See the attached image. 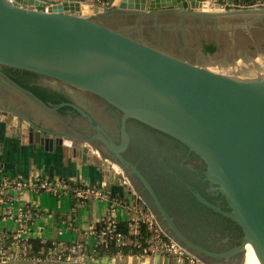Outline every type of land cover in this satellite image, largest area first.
<instances>
[{
  "label": "water",
  "instance_id": "water-1",
  "mask_svg": "<svg viewBox=\"0 0 264 264\" xmlns=\"http://www.w3.org/2000/svg\"><path fill=\"white\" fill-rule=\"evenodd\" d=\"M83 3L0 0V65L84 91L98 106L96 115L74 102L49 106L0 73L45 108L78 112L85 123L77 138L104 152L128 180L131 197L204 264H238L251 247L264 264V71L242 76L192 63L96 21L91 15L104 8L88 4L84 14ZM111 4L143 12L264 16L261 7L225 8L208 0ZM15 117L13 132L23 134L27 125L31 141L53 146V138L36 140L39 127L34 133L31 122L18 126Z\"/></svg>",
  "mask_w": 264,
  "mask_h": 264
},
{
  "label": "crops",
  "instance_id": "crops-1",
  "mask_svg": "<svg viewBox=\"0 0 264 264\" xmlns=\"http://www.w3.org/2000/svg\"><path fill=\"white\" fill-rule=\"evenodd\" d=\"M61 2L63 0H51ZM99 0H84L82 13L87 14L88 4H98ZM82 3V2H81ZM42 9L43 6H37ZM136 11V10H123ZM168 12L172 10H161ZM243 17L247 15L224 16ZM223 17V16H222ZM238 24H246L237 22ZM239 25V26H240ZM211 45V44H209ZM207 45V46H209ZM216 50V49H215ZM45 83V82H44ZM54 89H61L55 84L45 83ZM62 90V89H61ZM64 91V90H63ZM0 109L7 111L6 116L0 115V174L12 179L21 175L25 180H32L39 176L61 178L64 181L79 183L82 185L106 184L112 195L125 199L131 203L134 199L128 193L129 186L108 163L103 155H99L85 142L77 137L83 136V123L85 120L76 112L61 115L57 110H49L42 106L27 92L16 87L0 73ZM69 117H68V116ZM17 116V117H15ZM16 118L19 126L24 120L34 125V133L37 127L41 133H35L36 140L42 136L53 138V146L45 148L40 142L31 141L28 134V126L25 133L12 131V118ZM62 138L61 143H56V138ZM64 140H70L72 147L64 144ZM88 147L87 154L83 148ZM75 148V150H74ZM110 164V165H109ZM116 181L118 184H116ZM6 198L9 206L14 212L18 206L28 205L29 208L41 210V215L36 217L30 229L22 234L23 237L39 238L44 240H58L64 243L73 241H87L92 239L87 229L104 219L109 214L107 200L93 198L84 206L72 210V197L69 193L54 196L46 192H35L32 190L17 191L8 189ZM73 220V226L69 225L67 219ZM137 216L132 210L118 209L115 213L117 220L135 219ZM64 218V219H63ZM18 224L12 217H0V236L16 232ZM14 264H28L27 261H19Z\"/></svg>",
  "mask_w": 264,
  "mask_h": 264
},
{
  "label": "rangeland",
  "instance_id": "rangeland-1",
  "mask_svg": "<svg viewBox=\"0 0 264 264\" xmlns=\"http://www.w3.org/2000/svg\"><path fill=\"white\" fill-rule=\"evenodd\" d=\"M91 17L114 30L198 65L242 76H250L255 72L264 71V16L261 15L226 18L196 15L178 10L143 12L123 11L109 7L104 8L102 13L91 15ZM237 22L246 24L237 25ZM209 44L214 45L216 50L207 52ZM44 82L57 85L72 101L76 104L81 103L85 108L89 107L85 103L87 97L92 101L84 91L70 85L52 79H45ZM156 139H158L157 136ZM103 155H105L104 152ZM145 158L146 156L143 154L141 165ZM107 161L109 160L107 159ZM108 163L112 164V170H119L114 163L110 161ZM121 173H119V178H122L123 174ZM139 205L142 212L147 211L141 202ZM117 209L119 212L120 208ZM243 260L244 253L241 254L238 264H243ZM27 263L34 264L30 261ZM42 264L60 263L42 262ZM88 264L181 263L164 253L148 251L138 256L104 257L99 260L95 259Z\"/></svg>",
  "mask_w": 264,
  "mask_h": 264
},
{
  "label": "built area",
  "instance_id": "built-area-1",
  "mask_svg": "<svg viewBox=\"0 0 264 264\" xmlns=\"http://www.w3.org/2000/svg\"><path fill=\"white\" fill-rule=\"evenodd\" d=\"M223 4L225 8H264V0H254L249 3L246 0H208ZM112 2L99 0V6L103 8L112 7ZM120 170V169H119ZM116 170L117 174L121 171ZM122 174V173H121ZM123 182L129 186L128 180L122 175ZM32 190L35 192H46L54 196H61L69 193L75 200V210L84 206L89 200L96 198L107 200L109 206V214L100 222L101 226L97 229L96 224L90 226L88 235L92 239L87 241H73L71 243H64L58 240H48L50 245L41 247L39 255H29L31 245L27 242L29 237H23L22 234L26 233L31 226L32 221L41 215V210L36 208H29L28 205L18 206L16 212L9 206H4L9 202L6 198L8 189ZM112 193L107 189L106 184L100 185H69L61 178L39 176L32 180H25L21 175H17L12 179L6 178L0 174V217H12L18 224L16 232L3 234L0 236V264H14L19 261H30L32 263L42 264L45 263H63V262H78L88 264L93 262L94 248L97 245L107 246L112 240L116 246L122 245H139L137 234L140 232L141 223L146 224L149 235L144 240L147 243L148 251L155 253H164L174 257V259L181 264H204L197 257L189 253L176 241L170 238L157 224L153 215L147 210L142 212L139 203L134 199L133 202L128 203L124 199L111 196ZM142 203V202H141ZM143 204V203H142ZM143 206H145L143 204ZM123 210H132L136 214V218L126 220L127 233L115 232V223L118 222L115 218L117 208ZM64 219V218H63ZM69 225L73 226V220L69 217L67 219ZM47 240L40 239V243L44 244ZM99 260V259H96Z\"/></svg>",
  "mask_w": 264,
  "mask_h": 264
},
{
  "label": "trees",
  "instance_id": "trees-1",
  "mask_svg": "<svg viewBox=\"0 0 264 264\" xmlns=\"http://www.w3.org/2000/svg\"><path fill=\"white\" fill-rule=\"evenodd\" d=\"M107 2H112V0H104ZM249 3H251L254 0H246ZM113 8V7H111ZM216 47L214 45H209L207 47V52H213L215 51ZM0 70L4 72L7 76H9L13 81H15L18 85L21 87L30 90L35 96H37L39 99H41L44 103H46L49 106L56 105L58 103L62 102H71L70 97L61 89H54L49 85H46L44 83L45 79H49L47 77H44L40 74H37L35 72H31L28 70L15 68L11 66H5L0 65ZM58 112L61 115H65L68 113H72L76 115V111L69 107V106H63L58 109ZM69 185H81L79 183H73L66 181ZM112 197L114 195H111ZM75 200L72 198V210L71 214H74L75 208H74ZM127 225L128 222L126 220H120L115 223V232H121L123 234L127 233ZM101 224L97 223L96 227L97 229L100 228ZM149 235L148 228L146 224L141 223L140 225V232L137 234V238L139 241V245H122V246H116L114 244V241H110L107 246L103 245H97L94 248V256L96 259H101L104 257H115L117 255H123V256H138L143 255L144 253H147L145 250L147 248V243L144 241ZM27 242L31 245V250L29 255L36 256L39 255V250L41 247H47L50 245V241H46L44 244L40 243L39 238H28Z\"/></svg>",
  "mask_w": 264,
  "mask_h": 264
},
{
  "label": "flooded vegetation",
  "instance_id": "flooded-vegetation-1",
  "mask_svg": "<svg viewBox=\"0 0 264 264\" xmlns=\"http://www.w3.org/2000/svg\"><path fill=\"white\" fill-rule=\"evenodd\" d=\"M48 3H45V5L43 6V7H45L46 5H47ZM84 95V94H83ZM87 97V96H86ZM88 99H86V101H85V103L91 108H89V107H84L81 103L80 104H77V105H79L80 107H82L83 109H85L87 112H89L91 115H95L96 114V110H98V106L94 103V100H90V98L89 97H87ZM92 99V98H91ZM71 102H74V101H72L71 100ZM75 103V102H74ZM76 104V103H75ZM68 116V115H67ZM69 117V116H68ZM77 118V115L76 116H73L72 118ZM129 124H131V125H129V126H132L133 128H138L139 127V125L138 124H136V123H132V122H130Z\"/></svg>",
  "mask_w": 264,
  "mask_h": 264
},
{
  "label": "bare ground",
  "instance_id": "bare-ground-1",
  "mask_svg": "<svg viewBox=\"0 0 264 264\" xmlns=\"http://www.w3.org/2000/svg\"><path fill=\"white\" fill-rule=\"evenodd\" d=\"M115 166L118 167L116 164H115ZM118 169H119V167H118ZM76 264H84V263H76ZM243 264H260V262H259L257 256L255 255L252 247L244 252Z\"/></svg>",
  "mask_w": 264,
  "mask_h": 264
}]
</instances>
